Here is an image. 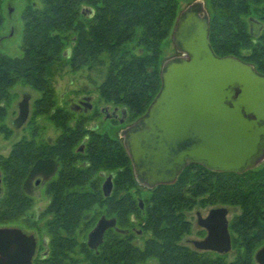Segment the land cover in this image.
<instances>
[{"label":"trees","instance_id":"obj_1","mask_svg":"<svg viewBox=\"0 0 264 264\" xmlns=\"http://www.w3.org/2000/svg\"><path fill=\"white\" fill-rule=\"evenodd\" d=\"M259 1L263 0H211L209 40L217 55L237 56L264 74V26L255 38L245 21L251 6ZM41 3L39 7L30 4L23 11L21 55L0 52V132L8 130L4 118L10 89L18 82L42 93L35 105L36 116L49 115L63 130L55 141L38 137L40 143L34 133L31 139L17 142L8 156L0 157L4 188L0 226L26 223L37 214L49 215V242L43 245L47 254L35 258L33 264H65L77 243L76 228L84 219H89L88 225L97 221V215L90 213L99 205L100 215L116 217L117 226L124 231L108 230L97 250L83 242L80 246L87 264H143L150 258L157 264H257L254 254L264 244V166L238 174L189 165L174 183L149 189L151 196L141 208L131 192L140 184L122 139L88 128L87 117L73 119V112L59 104L51 86L53 63L64 60L78 70L105 64L106 54L109 66L99 86L100 99L106 106L125 109L128 118L143 116L162 85V44L173 31L178 0ZM84 7H90L93 14L85 16ZM68 49L70 55L65 57ZM242 49L250 52L243 56ZM82 144L83 151L79 149ZM54 173L46 184L49 204L38 211L29 192L31 178ZM102 173L114 174L108 197L100 186ZM197 199L201 205L241 209L229 224L233 247L241 252L232 261L180 242L191 225L185 211ZM136 223L140 225L137 229L151 235L143 248L134 242L136 233L131 225Z\"/></svg>","mask_w":264,"mask_h":264},{"label":"water","instance_id":"obj_2","mask_svg":"<svg viewBox=\"0 0 264 264\" xmlns=\"http://www.w3.org/2000/svg\"><path fill=\"white\" fill-rule=\"evenodd\" d=\"M82 13L91 16L93 10L84 7ZM209 33L203 1L178 14L172 42L179 54L162 62V85L147 112L121 132L135 178L145 188L174 183L189 165L242 174L264 160V74L237 56L217 55ZM69 55L68 49L64 56ZM92 98L82 100L84 111L93 108ZM30 100L31 94L25 92L14 127L27 121ZM113 177L109 173L103 182L106 197L111 195ZM2 193L0 170V197ZM139 203L144 206L143 200ZM228 213L225 206L212 207L206 216L198 213L199 226L207 235L193 241L196 250L226 254L232 249ZM111 228L124 231L117 228L115 217L102 215L88 233V247L97 250ZM36 248L34 234L17 225L0 226V264H33ZM254 259L264 264V244Z\"/></svg>","mask_w":264,"mask_h":264},{"label":"rangeland","instance_id":"obj_3","mask_svg":"<svg viewBox=\"0 0 264 264\" xmlns=\"http://www.w3.org/2000/svg\"><path fill=\"white\" fill-rule=\"evenodd\" d=\"M205 2V6L209 11L210 17L212 19V9H211V0H202ZM194 2V0H178L179 7L178 13H180L183 9H185L189 4ZM30 4H34L36 6H41V0H2L0 7V35H5V39L3 41V46L0 49V52H4L10 56H20L21 49L20 45L23 37V19L22 14L24 9L28 7ZM11 6L13 8L12 13H9L7 8ZM3 14V16H2ZM245 21L248 25L249 31L251 35L257 38L261 32V27L264 24V0L256 2L251 6L250 14L245 18ZM10 28H14V33L12 36L9 35ZM250 51L248 49H242V55L246 56ZM179 53L176 51L174 44L172 42V32L169 37L162 44V55L160 62L162 63L165 59L170 58L172 56L178 55ZM105 64L103 65H94V66H84L78 70H73L71 64L67 61H58L51 65L49 78L51 81V86L53 87L55 97L59 101V104L62 105L66 110H70L73 112V119L75 118H84L87 117L86 126L88 128H93L94 126L98 127L100 132H106L110 136L114 138H120L119 130L126 125L132 124L139 117H129L127 115L124 123L118 122V120L108 118L105 119L104 115L100 108L105 105V103L100 99L99 94V86L106 79L107 71L109 66L108 57L106 54L103 55ZM25 92H29L31 94L30 100V113L27 121L19 128L13 126V120L19 114L18 103L22 100L23 94ZM42 93L32 88L30 85L18 82L10 89V101L8 102V106L6 109V116L4 118V125L8 129L5 133L0 132V157H6L10 154L13 146L21 141L22 139H31L34 133L38 134L36 136L37 142L40 143V139L38 137L44 138V141H55L62 134V128L55 125L53 120L49 115H38L35 113V105L38 99H40ZM84 96H92L94 109L89 112H78L70 109V105L73 102H77L79 99H82ZM112 109L113 106L109 105ZM121 108V107H119ZM123 109V108H121ZM86 114V115H85ZM119 115H121L119 113ZM142 116V115H141ZM6 133H9L8 135ZM259 167L264 166V160L258 165ZM35 180V179H33ZM105 177H102L100 180V186L102 188L103 181ZM4 191V188H3ZM46 182L42 181L39 186H31L30 192L31 196L34 199V206H37V210H44L49 204V196L46 195ZM131 192L135 200L139 203L140 199L144 201L148 200L151 196L150 190H147L141 185H137V187L131 188ZM217 206H225L228 208V220L232 221L236 214L241 212L239 206H228V205H201L199 199H197V203L191 207V209L185 211L186 219L191 223L189 232L185 233L180 242L183 245L190 247L191 249H195L193 244H190V240L192 239H200L205 236L206 231L197 225V213L200 212L203 216L208 214V211L212 207ZM101 208L99 205H95L93 207V212L90 213L92 216L97 215V221L103 215H100ZM99 213V214H98ZM49 216V215H48ZM47 215L32 216L31 219H26L25 222L20 223H9L12 225H18L25 231H33L35 234L42 237H46L47 229H46V219ZM86 217V215H85ZM34 219V220H33ZM22 220V219H21ZM23 221V220H22ZM89 219H84L79 226L76 228L75 237H76V246L74 249L68 253V258L64 261L65 264H87L88 260L86 258V253L83 251L80 246L83 242L87 244L88 233L93 229L96 222H93L92 225H88ZM138 225V226H137ZM131 227L140 228V225L136 223V225H131ZM136 233V232H135ZM150 234L148 232L143 231V234H135L134 242L140 248H143L145 242L150 238ZM40 240V241H41ZM38 250L34 256L35 258H40L44 253L45 249L43 247L42 241L38 243ZM196 250V249H195ZM198 252H210L211 255L214 256L218 254L212 251H199ZM240 251L233 247L232 249L226 253L221 254L225 256L226 261H232L237 255H239ZM33 259V261H34ZM143 264H157L154 258L148 259Z\"/></svg>","mask_w":264,"mask_h":264},{"label":"flooded vegetation","instance_id":"obj_4","mask_svg":"<svg viewBox=\"0 0 264 264\" xmlns=\"http://www.w3.org/2000/svg\"><path fill=\"white\" fill-rule=\"evenodd\" d=\"M195 1H197V0H194V2ZM200 1H202V0H200ZM193 3V2H192ZM191 3V4H192ZM204 3V5H205V2H203ZM191 4H189V5H191ZM188 5V6H189ZM205 8H206V6H205ZM207 9V8H206ZM7 10H8V12L9 13H12V11H13V8L11 7V6H9L8 8H7ZM25 10V9H24ZM208 11V10H207ZM208 13H209V11H208ZM2 16H3V14H2ZM209 17H210V14H209ZM263 26H264V24H263ZM263 26L261 27V28H263ZM13 33H14V28H10V33H9V35L10 36H12L13 35ZM5 36H6V34L5 35H0V49L2 48V46H3V41H4V39H5ZM241 59V58H240ZM243 60V59H242ZM85 97H88V96H84L82 99H79L77 102H73L71 105H70V109H72V107L73 108H76V110H74V109H72V110H74V111H78V112H89L90 110H88V111H84V108H85V106L83 105V104H81L82 103V100L85 98ZM93 98H92V100H91V102H92V104H93ZM79 104V105H78ZM104 107H107V108H105L104 110H103V108ZM115 108H118V110L116 111V112H114V110H115ZM94 109V104H93V108L91 109V110H93ZM101 109V111H102V114L104 115V118L105 119H108V118H112V119H115V120H118V122H120V123H124V121L126 120V118H127V114L125 115V114H123V109H121V108H119V107H117V106H113V108L111 109L110 108V106H106V105H104V106H102V108H100ZM119 113L121 114V115H119ZM111 116V117H110ZM123 120V121H122ZM135 122V121H134ZM133 122V123H134ZM131 125V124H130ZM129 126V124L128 125H126L125 127H123V128H121L120 130H119V133H120V138L122 139V137H121V132L125 129V128H127ZM93 130H98V127L97 126H94L93 128H92ZM46 141H48L49 142V140H46ZM79 149L81 150V151H83L84 150V145L82 144L81 146H79ZM55 175H56V173H54L53 175H51V176H49V177H44V176H42V175H35V176H33L32 178H31V186L33 185V181H34V186H39L41 183H42V181H45L46 182V184L48 183V181H49V178L50 179H52L53 177H55ZM107 175L108 174H104L103 175V173H102V177H105V179H106V177H107ZM33 179H35V180H33ZM113 179H114V177H113ZM39 180V181H38ZM105 181V180H104ZM103 181V182H104ZM38 182V183H37ZM103 185V184H102ZM142 186V185H141ZM113 187H114V181H113ZM144 187V186H143ZM145 188V187H144ZM147 190H149L148 188H146ZM103 191V190H102ZM112 191H113V189H112ZM30 192V191H29ZM46 192V191H45ZM31 193V192H30ZM112 193V192H111ZM104 194V193H103ZM46 195L47 196H49L48 194H47V192H46ZM140 204V203H139ZM144 205V204H143ZM141 207V206H140ZM144 207V206H143ZM143 207H141V208H143ZM199 213V212H198ZM198 213H197V225H199V223H198ZM105 215V214H104ZM106 216V215H105ZM106 217H108V218H110V217H114V216H106ZM116 218V217H115ZM97 223V222H96ZM229 224H230V222H229ZM116 226H117V218H116ZM117 228H119L118 226H117ZM22 229V228H21ZM111 229H114V230H116L115 228H111ZM111 229H109V230H111ZM120 229V228H119ZM133 229V231L134 232H136L137 234H139V235H141V234H143V231L141 230V229H137V228H135V227H133L132 228ZM204 229V228H203ZM205 231H206V229H204ZM23 231H25V230H23ZM229 231H230V228H229ZM25 232H27V231H25ZM108 232V231H107ZM106 232V233H107ZM27 233H32V234H34L35 235V238H36V240H37V248H36V252H37V250H38V243L39 242H41L42 241V243H43V245L44 246H47L48 245V238H47V236L45 237H42V240L40 239V236L39 235H37V234H35L33 231H28ZM230 234H231V239H232V233H231V231H230ZM207 235V231H206V234H205V236ZM205 236H203V237H201L200 239H202V238H204ZM41 240V241H40ZM194 240H196V239H192V240H190V241H188V242H190V244H193V241ZM36 252H35V254H36ZM47 254V250H45L44 251V253L42 254V255H46Z\"/></svg>","mask_w":264,"mask_h":264}]
</instances>
